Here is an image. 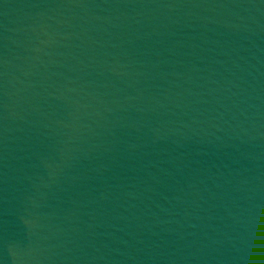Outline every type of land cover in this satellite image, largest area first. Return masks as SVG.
Listing matches in <instances>:
<instances>
[{"label": "water", "instance_id": "1", "mask_svg": "<svg viewBox=\"0 0 264 264\" xmlns=\"http://www.w3.org/2000/svg\"><path fill=\"white\" fill-rule=\"evenodd\" d=\"M0 264H264V0H0Z\"/></svg>", "mask_w": 264, "mask_h": 264}]
</instances>
